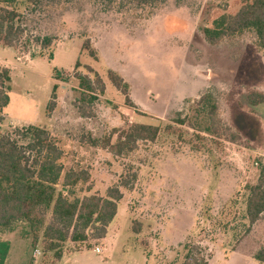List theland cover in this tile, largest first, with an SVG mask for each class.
Here are the masks:
<instances>
[{
  "label": "rangeland",
  "instance_id": "rangeland-1",
  "mask_svg": "<svg viewBox=\"0 0 264 264\" xmlns=\"http://www.w3.org/2000/svg\"><path fill=\"white\" fill-rule=\"evenodd\" d=\"M253 1L157 0L142 5L70 0L35 12L21 7L27 29L21 47L0 48V57L13 64L11 115L0 135L31 126L20 118L49 130L64 152L65 172L89 174L87 186L77 187V197L105 196L121 183L132 186L121 188L124 196L105 239L64 244L66 253L85 250L77 264H183L194 246L209 264H262L254 255L264 246V214L250 227L246 201L264 173V158L258 154L264 104L248 103L250 94L263 92L264 56L253 31L215 42L203 33ZM47 36L55 41L42 50L34 37ZM86 43L98 60L83 49ZM42 51L54 59L40 58ZM87 66L106 85L90 119L76 108V73L87 74ZM55 70L61 71L60 80ZM109 70L128 82L134 107L112 85ZM205 94L218 103L235 142L206 132L208 114L199 102ZM53 100L56 107L49 112ZM134 124L159 126L161 134L119 155L110 152L107 144L116 145L121 132ZM88 185L91 191L85 192ZM26 230L24 223L0 228V241L11 246L5 264H32L35 249L42 252L37 264H58L42 241L33 247ZM98 245L109 252L92 254Z\"/></svg>",
  "mask_w": 264,
  "mask_h": 264
},
{
  "label": "trees",
  "instance_id": "trees-1",
  "mask_svg": "<svg viewBox=\"0 0 264 264\" xmlns=\"http://www.w3.org/2000/svg\"><path fill=\"white\" fill-rule=\"evenodd\" d=\"M139 4H152L157 0H131ZM70 0H0V45L10 48L21 47V41L27 34L23 22L25 17L21 7L28 12H35L39 7L69 3ZM245 31L256 34L258 47L264 56V0H254L244 5L234 16L224 15L214 22L213 28H204L203 33L211 42L219 41L226 36H234ZM42 50L50 48L55 38L34 37ZM83 49L98 60L97 53L90 49L88 43ZM92 48V47H91ZM40 58L51 62L54 54L47 57L39 53ZM35 57V55H32ZM81 67L78 61L75 68ZM87 74L76 73L79 81L80 98L76 108L82 118L95 116L94 106L106 93L102 77L87 66ZM57 80L61 71L55 70ZM108 78L112 85L124 97L129 106L134 104L129 95L130 86L121 74L109 70ZM11 71L0 69V124L4 122L3 110L10 104ZM57 86H54L55 96ZM208 114L209 123L206 132L226 141L235 142L236 135L227 128L220 116V107L212 94H205L200 101ZM201 103V104H202ZM250 105L264 103V95L254 92L248 96ZM56 107L50 102L48 111ZM184 124L183 121H178ZM161 134V127L145 124H134L128 131L121 132L116 145L107 144L110 152L119 155L127 148L131 149L138 141L154 142ZM64 152L57 138L40 126L17 128L12 134L0 135V228L9 229L17 223L27 226L25 235L32 238L33 247L40 241L46 253H54L60 260L65 252V243L86 244L103 240L108 235V228L118 215L119 203L123 199L121 188L131 189L129 183L110 187L105 196L99 194L77 197V187L87 186V171H68L62 163ZM88 185L85 192L91 191ZM246 201V215L251 226L256 225L264 214V173L258 183L249 189ZM50 214V218L48 215ZM10 243L0 241V264H5ZM87 249V248H86ZM88 248L87 250H90ZM255 260L264 264V246L254 255ZM183 264H209L199 246L190 249Z\"/></svg>",
  "mask_w": 264,
  "mask_h": 264
},
{
  "label": "crops",
  "instance_id": "crops-1",
  "mask_svg": "<svg viewBox=\"0 0 264 264\" xmlns=\"http://www.w3.org/2000/svg\"><path fill=\"white\" fill-rule=\"evenodd\" d=\"M0 48H3L2 50H14L13 48H10V47H4V46H1L0 45ZM13 59H14V61H17L16 60V52L14 51L13 52ZM33 61H35V60H33ZM12 63H11V65L9 64V62H7L5 59H3V58H1L0 57V69L1 68H9L10 69V71H12ZM258 93H260V92H258ZM261 94H263L264 95V85H263V92H261ZM12 103H13V100H12V98H11V93H10V104L8 105V107H6L4 110H3V115H4V122L2 123V124H0V126H2L5 122H7V119H8V117L11 115L10 113H9V108L11 107V105H12ZM262 104H264V103H262ZM259 105H261V104H259ZM20 123H24V125H32V126H34L33 124H30V123H26V122H23V121H27V120H22L21 118L20 119H17ZM11 121H15V122H17L16 120H11ZM10 124H12L11 122H10ZM14 124V123H13ZM35 126H40V125H38V124H36ZM260 138L262 139V143H263V147H262V151H259L258 152V154L260 155V156H262L263 158H264V127H263V130H261V134H260ZM115 221V220H114ZM110 248L111 247H109V250H110ZM93 252H91L92 254H96L97 255V253L96 252H94V250H92ZM84 252H85V250H82V251H80V252H76V254L75 253H64L63 254V256H62V258L60 259V260H57V263L58 264H72L73 262L75 263V264H77V261H78V258L79 257H77L78 255H82V254H84ZM106 252H109L108 251V249H106L105 251H104V253L103 254H99V255H104V254H106Z\"/></svg>",
  "mask_w": 264,
  "mask_h": 264
},
{
  "label": "built area",
  "instance_id": "built-area-1",
  "mask_svg": "<svg viewBox=\"0 0 264 264\" xmlns=\"http://www.w3.org/2000/svg\"><path fill=\"white\" fill-rule=\"evenodd\" d=\"M94 252H96L97 254H103L104 251L106 250V248L104 246H96L94 249ZM42 256V252L39 250V249H35L33 251V255H32V258H33V263L32 264H37L36 262L38 261V258Z\"/></svg>",
  "mask_w": 264,
  "mask_h": 264
}]
</instances>
